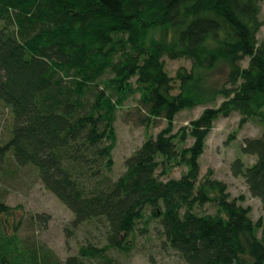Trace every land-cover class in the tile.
I'll list each match as a JSON object with an SVG mask.
<instances>
[{"label":"trees","instance_id":"obj_1","mask_svg":"<svg viewBox=\"0 0 264 264\" xmlns=\"http://www.w3.org/2000/svg\"><path fill=\"white\" fill-rule=\"evenodd\" d=\"M262 1L0 0V100L13 118L0 166L12 158L36 168L72 211L71 226L98 232L64 261L23 247L20 225L7 228L14 207L0 195V264H130L109 251L129 253L154 219L161 241L187 264H264L262 220L212 169L202 176L200 164L220 117L237 112L240 126L252 118L264 126ZM165 57L189 59L191 68L172 75ZM130 98L139 124L167 125L116 175L117 112ZM201 105L175 131L176 116ZM242 149L256 160L235 159L233 172L264 209V130ZM178 164L187 169L169 177ZM208 204L214 213L202 211Z\"/></svg>","mask_w":264,"mask_h":264},{"label":"rangeland","instance_id":"obj_2","mask_svg":"<svg viewBox=\"0 0 264 264\" xmlns=\"http://www.w3.org/2000/svg\"><path fill=\"white\" fill-rule=\"evenodd\" d=\"M260 18L263 21L258 33L261 40L264 38V0ZM157 36L161 37V33H157ZM165 61L172 75H175L181 66L191 68L189 59L165 57ZM225 70V67L220 68L219 75L225 73ZM139 96V93L136 94V98ZM136 98H130L117 112V143L113 150L116 175L125 170L127 157L138 149L149 136H156L167 125L166 120L163 119L150 127L139 124L138 117L141 115V109H137L138 100ZM204 107L201 105L180 112L176 116L175 131L198 117ZM239 120L240 114L234 112L230 116L220 117L215 122L207 139L205 151L200 158L201 175L204 176L209 169H212L213 178H218L228 184V191L232 198L244 196V200L240 202L251 207V216L254 221L262 220L263 226L259 230V236L264 237L262 203L259 198L251 195L244 177L235 175L232 169L233 161L239 157L246 166L255 162L254 155L243 151L242 143L246 138L259 137L264 126L254 118L244 126H240ZM12 126L11 111L0 100V144L9 138ZM193 141L194 139L189 137L184 146L191 145ZM186 169L185 165L178 164L172 168L169 177H180ZM0 195L1 199L14 207L13 214L8 217L7 228L9 234H12L13 226L17 223L20 225L18 241L22 246L24 244L34 246L35 244L36 248L49 249L61 261H64L70 255L79 253L80 246L87 240L94 241L98 236V232L88 225L83 224L75 228L71 226L74 217L72 211L45 188L34 167H20L12 158L0 166ZM202 211L214 213L216 206L208 204ZM148 214L147 212L146 216ZM140 226L142 227L143 224ZM160 228L159 221L152 220L147 232L142 233L140 229L137 230L135 246L129 253L112 248L109 254L123 263L130 264H187L174 249L164 245L159 236Z\"/></svg>","mask_w":264,"mask_h":264}]
</instances>
